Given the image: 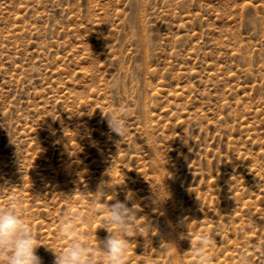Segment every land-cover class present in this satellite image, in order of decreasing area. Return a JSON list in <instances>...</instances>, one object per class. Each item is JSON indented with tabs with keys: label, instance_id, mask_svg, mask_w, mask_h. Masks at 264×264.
I'll return each instance as SVG.
<instances>
[{
	"label": "rangeland",
	"instance_id": "1",
	"mask_svg": "<svg viewBox=\"0 0 264 264\" xmlns=\"http://www.w3.org/2000/svg\"><path fill=\"white\" fill-rule=\"evenodd\" d=\"M129 195L126 264H264V0H0V209L103 264Z\"/></svg>",
	"mask_w": 264,
	"mask_h": 264
},
{
	"label": "clouds",
	"instance_id": "2",
	"mask_svg": "<svg viewBox=\"0 0 264 264\" xmlns=\"http://www.w3.org/2000/svg\"><path fill=\"white\" fill-rule=\"evenodd\" d=\"M107 119L111 133L120 137L127 134L128 129L121 119L111 115L107 116ZM101 191H109L107 184H100L97 194ZM166 193H169L167 189H155L152 195L153 203L161 205L166 202L169 198ZM130 200L129 195L124 202L116 200L109 205L108 215L102 226L109 235L103 241H99L103 264H126L130 244L129 233H139V226L136 223L138 209L135 206L129 207ZM70 232L69 227L61 226L62 236L66 238ZM185 235L182 234L181 238L184 239ZM205 243L207 237L202 239L201 247ZM41 245L43 244L38 242V237L31 227L25 224L16 208L8 206L0 209V264H42L41 258L36 254V249ZM145 247L146 249L148 247L147 239ZM50 249L55 254L54 264H97L95 250L80 237L73 239L66 246L65 251L58 253L55 249L51 247ZM191 250L199 251V249ZM201 264H208V259L201 256Z\"/></svg>",
	"mask_w": 264,
	"mask_h": 264
}]
</instances>
